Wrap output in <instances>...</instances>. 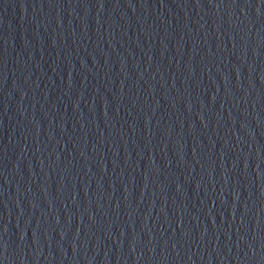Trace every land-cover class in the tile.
Wrapping results in <instances>:
<instances>
[{"label": "water", "instance_id": "95a60500", "mask_svg": "<svg viewBox=\"0 0 264 264\" xmlns=\"http://www.w3.org/2000/svg\"><path fill=\"white\" fill-rule=\"evenodd\" d=\"M0 264H264V0H0Z\"/></svg>", "mask_w": 264, "mask_h": 264}]
</instances>
